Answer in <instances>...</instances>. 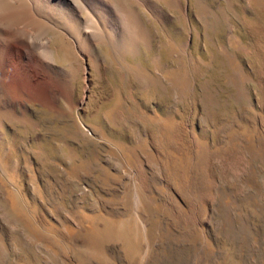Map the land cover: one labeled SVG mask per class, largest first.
I'll return each mask as SVG.
<instances>
[{
	"label": "rangeland",
	"instance_id": "374dc122",
	"mask_svg": "<svg viewBox=\"0 0 264 264\" xmlns=\"http://www.w3.org/2000/svg\"><path fill=\"white\" fill-rule=\"evenodd\" d=\"M26 2L51 53L0 59V264H264V0Z\"/></svg>",
	"mask_w": 264,
	"mask_h": 264
},
{
	"label": "bare ground",
	"instance_id": "6f19581e",
	"mask_svg": "<svg viewBox=\"0 0 264 264\" xmlns=\"http://www.w3.org/2000/svg\"><path fill=\"white\" fill-rule=\"evenodd\" d=\"M17 8H24V10L20 12V11H17ZM29 8L30 6L26 2V0H0V24L4 22V18L7 19L6 21H8L7 24L5 22L3 23V25H1L3 30L0 29V59L1 60L3 59L5 53L9 49H12V46L10 45L11 42L16 41L18 39L26 40L28 43H25V44L29 45V47L27 48V51L29 48H30V52L34 54L38 51L40 55L44 56L43 59L48 57L49 54L51 53L50 38H47V37L45 38V36L47 35V32L49 31L51 27L44 21H41V18L40 20L35 19V17L33 16L34 13L32 14V12L30 11L32 7L30 9ZM23 20H24V23H22ZM20 23H22V26H20L21 25ZM2 32L4 33L5 37L1 36ZM56 34L58 33L56 32ZM30 54L31 53H29V55ZM14 65L12 67H14L15 70L13 69L14 71L13 70L10 71L9 86L11 89L15 91L16 95L20 96V94H22L20 92L21 91L20 87H22L20 83L21 74L19 75L17 73V71L19 70L17 68V65L16 64ZM30 80H31V77H30ZM43 85H46L45 87L47 86L50 87L49 83L47 82L42 83L39 81L38 86L40 87V90H43L42 88Z\"/></svg>",
	"mask_w": 264,
	"mask_h": 264
}]
</instances>
